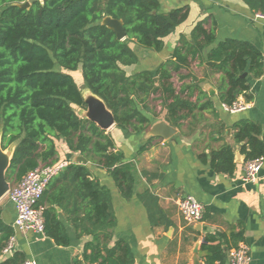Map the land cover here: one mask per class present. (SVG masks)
Wrapping results in <instances>:
<instances>
[{
	"label": "trees",
	"instance_id": "trees-1",
	"mask_svg": "<svg viewBox=\"0 0 264 264\" xmlns=\"http://www.w3.org/2000/svg\"><path fill=\"white\" fill-rule=\"evenodd\" d=\"M27 0H0V132L3 148L16 143L10 178L19 181L40 165L59 160L57 141L63 139L72 152L107 170L124 197L134 193L135 166L116 150L114 138L94 122L79 115L77 108L87 104L74 73L82 69L84 87L105 101L115 116L117 128L140 133L151 125L147 115L149 100L157 94L166 109V120L181 127L182 121L194 111H205L212 102L191 100L200 88L194 82L177 88L173 78L198 60L210 70L221 73L224 87L221 101L232 104L240 96L252 99L248 76L263 74L262 54L254 45L225 40L214 45V26L208 30L199 21L191 38L180 37L170 58L156 70L128 74L125 66L138 62L133 44L161 52L164 38L189 16V7L161 11L159 0H30L29 7L20 6ZM254 11L264 14V0H244ZM111 16L123 21L127 34L119 40L102 20ZM195 76L190 74L187 78ZM201 90V88H200ZM187 96L183 95L187 92ZM207 95L201 90V96ZM236 139L245 142L247 159L264 155V138L258 124L243 121L237 124ZM152 138L142 144L146 149ZM212 166L217 171L232 173L235 162L232 149L224 145L213 152ZM247 160V161H248ZM71 175L88 201L86 217L78 218L79 235H92L78 264H134L131 246L118 240L110 246L116 217L111 192L98 179H91L90 168L72 162L63 170ZM43 194L39 205L44 207L45 232L59 245H68L69 237L55 215L46 207ZM74 219V222L78 220ZM14 234L7 225L0 207V255ZM216 238L207 235L201 245L204 264H225L227 251ZM25 256L16 252L3 264H21Z\"/></svg>",
	"mask_w": 264,
	"mask_h": 264
},
{
	"label": "crops",
	"instance_id": "crops-1",
	"mask_svg": "<svg viewBox=\"0 0 264 264\" xmlns=\"http://www.w3.org/2000/svg\"><path fill=\"white\" fill-rule=\"evenodd\" d=\"M159 1L163 12L187 6L189 16L164 38L165 47L161 52L134 44L139 59L136 64L124 67L127 73L142 70L155 73L170 58L180 43V37L184 35L190 39L195 25L206 20L205 28L210 30L214 26L216 33V41L207 52L230 39L250 43L262 54L263 74L255 77L246 72L252 99L240 97L249 103L248 108L235 113L225 110L220 98L223 76L210 70L207 63L201 65L196 60L190 66L195 70L194 77L175 76L173 80L175 82L178 78L179 86L176 82L175 85L180 89L197 78L201 90L207 95L201 96L199 88L191 100L202 97L201 102L210 101L212 107L200 112L196 110L182 121L181 127L174 126L177 132L171 138L153 137L144 151L141 146L148 139L151 125L159 120L171 124L166 117L158 119L147 113L151 125L140 133L116 125L106 131L114 138L116 150L123 151L126 160L135 166L131 198L123 196L107 170L89 160L87 164L80 161L79 156L83 155L72 152L63 139L57 141L59 160L66 161V166L72 162L87 165L91 170L90 178H97L110 190L116 217L110 246L118 240L126 241L134 253V264H194L195 257L199 264H204L205 254L200 249L207 235L215 236V243L226 248L225 264H230L228 250L241 242L250 247L251 264H264V164L256 182H245L247 151L243 147L245 142H238L235 137L237 124L250 121L260 126V138H264V14L254 11L244 0ZM2 11L0 7V14ZM129 69L132 72H128ZM209 90L214 94L211 95ZM187 93L183 95L187 96ZM155 99L163 103L159 94ZM224 145H229L233 152L235 169L232 173L219 172L212 166L213 152ZM63 170L51 180L44 204L54 208L69 237V244H57L46 232L39 234L14 228L16 210L8 192L0 200L1 215L3 221L13 227L15 242L13 251L0 255V264L16 252L34 259L37 264H78L83 261L85 246L93 236L79 235L76 224L80 222L78 218L86 217L88 201L80 194V188H76L71 175ZM6 178L11 185L17 182L10 178V167ZM186 195L195 196L204 205L203 217L198 222H189L179 208L180 199ZM76 218L78 220L74 222Z\"/></svg>",
	"mask_w": 264,
	"mask_h": 264
},
{
	"label": "built area",
	"instance_id": "built-area-1",
	"mask_svg": "<svg viewBox=\"0 0 264 264\" xmlns=\"http://www.w3.org/2000/svg\"><path fill=\"white\" fill-rule=\"evenodd\" d=\"M229 112H240L248 108L249 103L239 97L232 104L223 103ZM264 164V156L248 160L245 165L243 180L256 182ZM67 165L66 161L55 164L40 165L29 171L23 178L11 185L9 198L15 206L16 219L14 228L19 231L32 230L39 234L45 233L44 207L39 205L43 194L51 180ZM179 208L189 222H198L203 217L204 205L193 195H186L179 201ZM15 236H11L3 249L4 253L13 251ZM230 264H251L252 254L248 244L241 242L237 247L228 250ZM21 264H37L34 259L25 258Z\"/></svg>",
	"mask_w": 264,
	"mask_h": 264
},
{
	"label": "water",
	"instance_id": "water-1",
	"mask_svg": "<svg viewBox=\"0 0 264 264\" xmlns=\"http://www.w3.org/2000/svg\"><path fill=\"white\" fill-rule=\"evenodd\" d=\"M22 7H29L30 2L25 1L21 3ZM102 23L112 29L119 40H125L127 34L124 28L123 21L120 19L113 18L111 16H106L102 20ZM213 62H207V65H211ZM247 73H244L242 76L245 77ZM88 90V89H87ZM90 91V90H88ZM210 94L213 95V90H209ZM85 102L87 104L84 108V117L94 122L102 130H109L114 125H116L115 116L113 112L108 108L107 104L103 99L93 94L91 91L87 95L83 93ZM177 132L176 128L164 120H159L151 125L150 130L147 132L148 139H145L144 142H147L150 138L161 137L164 139L171 138ZM16 143L8 146L6 151H3L1 132H0V200L10 191L11 183L6 178V171L11 166V161L13 153L15 150ZM79 160L87 164L88 160L84 156H79ZM198 253V249H196ZM194 264H199V259L195 257Z\"/></svg>",
	"mask_w": 264,
	"mask_h": 264
},
{
	"label": "rangeland",
	"instance_id": "rangeland-1",
	"mask_svg": "<svg viewBox=\"0 0 264 264\" xmlns=\"http://www.w3.org/2000/svg\"><path fill=\"white\" fill-rule=\"evenodd\" d=\"M176 29H177V27H176ZM133 46H134V44H133ZM128 72H132V70L129 69ZM180 72L181 73L179 75H175V76H188L190 74H193V72H195V70L190 67L188 69H184L183 68ZM74 76L76 77V82H77L78 86L81 88L82 92L85 93L86 95L88 93H90V91H88L84 87V81H83L82 69L81 68H79L78 73H74ZM177 79L178 78L176 77L175 82H176L177 86H179V84L177 83ZM149 107H150V111H148V113L152 114L153 117H155V118L157 117L158 119H163L162 117H166V113H164V111H165L164 109L165 108H164V104L163 103L156 102V99H152V100H149ZM77 111H78V113H79L80 116H83L84 117V110L83 109L77 108ZM144 143L145 142H143V144Z\"/></svg>",
	"mask_w": 264,
	"mask_h": 264
}]
</instances>
